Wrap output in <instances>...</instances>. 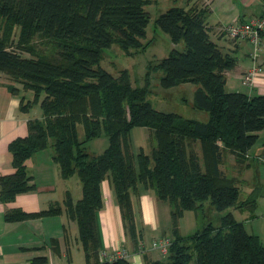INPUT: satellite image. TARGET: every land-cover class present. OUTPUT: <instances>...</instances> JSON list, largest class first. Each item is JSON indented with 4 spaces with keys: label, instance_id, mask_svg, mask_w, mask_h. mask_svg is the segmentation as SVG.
<instances>
[{
    "label": "trees",
    "instance_id": "16d2710c",
    "mask_svg": "<svg viewBox=\"0 0 264 264\" xmlns=\"http://www.w3.org/2000/svg\"><path fill=\"white\" fill-rule=\"evenodd\" d=\"M151 0H0V71L34 97L20 107L28 111L39 101L41 116L28 120V133L9 142L13 171L0 175V198L10 201L34 188L26 168L27 159L48 146L60 174H76L81 197L68 195L64 209L77 222L78 241L85 264H130L127 258L101 259L98 212L102 207L101 181L108 177L115 192L124 227L136 246L139 231L131 193L142 183L154 189L171 208L173 238L163 259L143 264H264V245L249 233L231 211L219 224L208 222L190 236L178 234L177 220L185 210L198 218L205 208L224 211L253 204L250 195L239 200L236 179L221 169L223 155L241 161L264 128V95L227 90L225 73L236 58L222 52L210 38L207 8L173 5L155 19V26L168 33L173 47L150 69L161 70L160 85L168 88L194 83V108L208 114L207 121L183 117L154 108L147 86H133L126 69L117 75L100 65L105 48L117 44L123 50L144 48L150 19L145 6ZM18 28L13 40L12 28ZM38 44L33 42L37 39ZM24 53L28 54L25 56ZM42 97H40V95ZM84 129L78 137V125ZM151 131L149 154L139 150L134 160L130 145L132 127ZM104 134L108 145L99 154L86 149V142ZM137 164V167H136ZM208 201V204L206 202ZM60 204L37 212L14 209L7 220H20L60 213ZM37 256L32 264H43Z\"/></svg>",
    "mask_w": 264,
    "mask_h": 264
},
{
    "label": "crops",
    "instance_id": "0c3cea01",
    "mask_svg": "<svg viewBox=\"0 0 264 264\" xmlns=\"http://www.w3.org/2000/svg\"><path fill=\"white\" fill-rule=\"evenodd\" d=\"M185 2V8H207L206 22L210 38L222 52L236 58L235 66L225 73L226 89L264 95V74L254 79L252 88L247 90L242 88V85L244 86L242 74L253 63L249 44L245 40L229 38L223 31L224 25L235 17L245 21L261 16L264 13V0H185ZM257 61L264 66V34ZM22 97L24 95L20 87L13 84L8 76L0 71V175L13 171L8 150L9 142L16 137L25 136L28 133V120L41 116L40 112L31 114L30 109L22 110L20 107ZM147 130L152 138L151 131ZM100 139L105 138L89 140L100 141L98 151L87 149L89 142H86L88 152L99 154L106 148L108 138ZM256 142L258 146L253 150L249 148L239 162L235 160L233 154L225 153L221 169L236 179L239 200L245 201L250 195L255 197L253 204L232 206L228 211L243 223L249 233L257 235L264 245V128L258 132ZM26 168L32 176L34 188L16 194L10 201H3L0 198V264H32V259L37 256L46 258L43 264H85L84 251L78 241L77 222L70 218L63 205L68 195L73 202L81 197V183L77 175L73 174L67 178L61 176L59 164L53 158V149L50 146L30 156L26 161ZM100 190L102 207L98 212V226L101 259H107L120 249L128 252L127 260L130 264H143L147 259H163L157 250L148 245L147 240L152 241L163 236L173 238L169 202L160 200L154 189L146 188L142 183L132 191V207L139 231L138 245L141 243L143 246L142 251H139L138 245L136 246L124 227L115 192L108 177L101 181ZM54 203L62 206L60 213L20 220L5 218V213L14 209L37 212ZM192 212L194 224L196 220H200L201 228L210 222L205 216L196 219L197 214ZM197 224L196 226H199ZM177 230L183 237L191 235L181 231L180 223Z\"/></svg>",
    "mask_w": 264,
    "mask_h": 264
},
{
    "label": "rangeland",
    "instance_id": "374dc122",
    "mask_svg": "<svg viewBox=\"0 0 264 264\" xmlns=\"http://www.w3.org/2000/svg\"><path fill=\"white\" fill-rule=\"evenodd\" d=\"M173 5L185 7L186 2L185 0H151V2L145 6V9L150 15V19L146 25V35L142 38V42L147 43L146 46L144 48L123 50L117 44H112L110 47L104 49L100 65L114 75H117L120 70L126 69L130 75V80L133 86H147L149 90L147 99L154 108L162 111L176 112L181 114L183 117L194 118L199 121H207L208 114L205 111L194 108V94L196 88L198 87L197 84L186 82L165 88L161 86L159 82L162 71L153 70L149 67V64L152 65L159 59L167 56L173 47H176L177 49H182L184 47V43L182 41L177 44L172 43L168 33L155 26L156 17ZM3 25L4 23L0 19V33L3 32ZM11 33L13 40L16 41L18 28L13 26ZM35 38L37 39H33V42L38 44L39 39L38 37ZM248 48L251 50L249 45ZM24 55L28 56L26 53H24ZM8 78L13 84L20 87L22 95H24V97L26 96L25 101L34 97L33 92L30 94V90L23 89V84L21 82L14 81L10 77ZM242 88L244 90L248 89L243 85ZM42 95L43 94H41L40 97H42ZM29 109L31 114H38V112L41 113L39 101L34 102ZM147 132V129L140 126L132 127L130 130V145L134 160H136L139 150L142 149L147 154L151 151L153 139L150 138V134ZM83 133V126L79 124L78 137L80 139H82ZM96 138H105L100 140H107L104 134ZM98 142L100 141H90L87 149L89 148L90 150L93 149L98 151ZM257 146L258 142L254 143L250 148L253 150ZM206 204H208V201ZM229 209H232V207H229L224 211H217L206 206L205 219L217 225L220 216ZM192 211L193 210L185 211V215L182 214L177 220V226L179 227V223L181 224V231L183 233L192 234L197 229L201 228V225L199 224L200 220H196V223H198L197 225L199 226H196V223L194 224ZM181 217L183 218L180 220ZM147 242L148 245L151 246L152 241L149 239ZM188 264H194V260L192 259Z\"/></svg>",
    "mask_w": 264,
    "mask_h": 264
},
{
    "label": "built area",
    "instance_id": "2783aa9c",
    "mask_svg": "<svg viewBox=\"0 0 264 264\" xmlns=\"http://www.w3.org/2000/svg\"><path fill=\"white\" fill-rule=\"evenodd\" d=\"M225 34L232 39L245 40L251 47L250 56L253 60L252 65L243 72L242 83L247 88H252L254 79L264 74V66L257 61L261 49L262 35L264 34V13L252 20H241L238 17L233 18L223 27ZM172 243V238L163 236L152 240L151 248L157 250L162 256H166L169 252V247ZM143 246L140 243L138 250L142 251ZM128 252L125 249H120L114 254L107 257L108 260L115 258H127Z\"/></svg>",
    "mask_w": 264,
    "mask_h": 264
}]
</instances>
